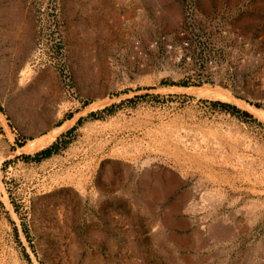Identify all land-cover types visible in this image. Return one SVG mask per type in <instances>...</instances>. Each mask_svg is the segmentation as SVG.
<instances>
[{"label": "rangeland", "instance_id": "obj_1", "mask_svg": "<svg viewBox=\"0 0 264 264\" xmlns=\"http://www.w3.org/2000/svg\"><path fill=\"white\" fill-rule=\"evenodd\" d=\"M44 5L27 9L29 57L61 35L75 96L44 69L61 89L55 128L71 124L21 152L31 140H12L0 105V264H264V121L130 50L175 34L193 7L261 54L230 97L264 110V0H58L54 20Z\"/></svg>", "mask_w": 264, "mask_h": 264}, {"label": "built area", "instance_id": "obj_2", "mask_svg": "<svg viewBox=\"0 0 264 264\" xmlns=\"http://www.w3.org/2000/svg\"><path fill=\"white\" fill-rule=\"evenodd\" d=\"M44 6L50 9L51 18L56 19L58 0H45ZM44 6L36 14L39 30L43 24ZM235 39L236 35L217 23H208L201 13L191 7L186 11L184 25L172 36L160 34L150 39L145 47L139 40L133 39L130 45L131 61L142 67L147 52H155L182 79L190 80L195 85L222 86V90L233 97L235 94H243L238 81L245 72L240 66L247 59L255 63L261 58L259 52L252 50L247 42L240 39L239 50L243 49L244 52L238 51L231 42ZM28 67L32 73L45 67L52 69L59 77L65 98L75 96L73 78L61 48L60 34L55 33L54 40L47 44L40 35L29 57Z\"/></svg>", "mask_w": 264, "mask_h": 264}, {"label": "crops", "instance_id": "obj_3", "mask_svg": "<svg viewBox=\"0 0 264 264\" xmlns=\"http://www.w3.org/2000/svg\"><path fill=\"white\" fill-rule=\"evenodd\" d=\"M32 1L0 0V105L12 140L40 137L54 129L62 115L60 84L52 70L23 75L31 39L27 9Z\"/></svg>", "mask_w": 264, "mask_h": 264}, {"label": "bare ground", "instance_id": "obj_4", "mask_svg": "<svg viewBox=\"0 0 264 264\" xmlns=\"http://www.w3.org/2000/svg\"><path fill=\"white\" fill-rule=\"evenodd\" d=\"M173 91L180 92V93L184 92V93H188V94L195 95L198 97H203V98L208 97V96L210 98H212L211 95H212V92L214 93L215 89H210V87H189V88L174 87ZM215 94H217V93L215 92ZM217 96L224 101H234L239 107L247 110L256 119L264 121V110L249 106L248 104H246L242 101L232 99L229 94H227L226 92H224L222 90H219V94H217ZM214 97H216V96H214ZM70 124L71 123H67V124L59 126L57 128H54L52 131L34 139V140L28 141L23 147H21L19 149V151L25 152V153H33V152L39 151V150L47 147L53 141V139L59 133L66 130V128L69 127ZM3 125H5L4 122H3Z\"/></svg>", "mask_w": 264, "mask_h": 264}, {"label": "trees", "instance_id": "obj_5", "mask_svg": "<svg viewBox=\"0 0 264 264\" xmlns=\"http://www.w3.org/2000/svg\"><path fill=\"white\" fill-rule=\"evenodd\" d=\"M73 129L74 128L70 129V131L73 130ZM51 152H52V146L51 147H48L47 149H44V150H42V151H40L38 153H36L35 154L36 161H39L42 158L48 157L51 154Z\"/></svg>", "mask_w": 264, "mask_h": 264}]
</instances>
